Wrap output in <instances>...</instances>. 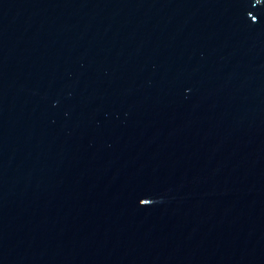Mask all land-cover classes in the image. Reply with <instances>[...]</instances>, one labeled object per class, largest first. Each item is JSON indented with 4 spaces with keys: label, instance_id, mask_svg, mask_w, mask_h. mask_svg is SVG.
Here are the masks:
<instances>
[{
    "label": "water",
    "instance_id": "95a60500",
    "mask_svg": "<svg viewBox=\"0 0 264 264\" xmlns=\"http://www.w3.org/2000/svg\"><path fill=\"white\" fill-rule=\"evenodd\" d=\"M0 264H264V0H0Z\"/></svg>",
    "mask_w": 264,
    "mask_h": 264
}]
</instances>
